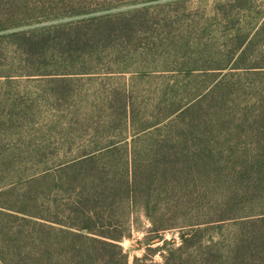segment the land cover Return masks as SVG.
Listing matches in <instances>:
<instances>
[{"label":"trees","instance_id":"16d2710c","mask_svg":"<svg viewBox=\"0 0 264 264\" xmlns=\"http://www.w3.org/2000/svg\"><path fill=\"white\" fill-rule=\"evenodd\" d=\"M129 1L0 0V30L85 14L0 33V67L36 62L51 68L27 74L54 77L166 70L212 76L194 95L193 130L160 126L169 112L143 127L129 119L130 133L120 140L60 164L77 170V191L54 206L55 214L36 216L35 264H129L121 241L132 238L137 209L149 225L134 241L142 250L131 264H264V0H211L201 10H180L186 0H177L91 14ZM188 133L193 150L171 165V179L164 162L128 156V134L131 141L149 135L157 156ZM116 152L127 157L112 159ZM214 227L225 229L217 240Z\"/></svg>","mask_w":264,"mask_h":264},{"label":"rangeland","instance_id":"374dc122","mask_svg":"<svg viewBox=\"0 0 264 264\" xmlns=\"http://www.w3.org/2000/svg\"><path fill=\"white\" fill-rule=\"evenodd\" d=\"M170 1L177 0H135L91 14ZM190 1L186 0L177 7L186 10L192 6L193 10L197 7L201 10L202 6L209 8L212 4L211 0ZM261 9H264V4ZM35 14L38 13L35 11ZM82 15L85 14L12 25L0 33ZM49 68L36 62L35 67L30 68L25 61L0 67L3 70L0 73V210H3L0 211V264H35L36 216L40 213L55 214L57 207L54 206L63 203L66 195L72 196V191H77V170L73 167L59 170L62 162L120 140L127 130L129 132V119L134 126L143 127L147 121L161 119L169 112L160 126L180 131L186 128L193 130L198 122L194 95L212 81L208 74H186L178 70L153 71L152 74L134 77L131 72L71 77L27 74ZM210 99V113L218 111L215 98L211 96ZM206 135L210 139L214 136L212 122L207 124ZM131 136L128 134L126 138L129 140L128 156H134L135 161L141 164L147 160L164 162L170 166L166 175L168 179L174 175L171 165L180 166L194 146L193 135L188 133L183 142L181 139L178 143L169 142L166 152L154 156L149 135L134 141H131ZM126 157L116 152L112 159L120 161ZM4 210L18 217L8 215ZM132 225V238L124 237L121 241L129 251V264L133 254H140L142 250L134 248V241L142 236L149 223L137 209L133 213ZM224 230L212 228L214 240L219 239ZM164 236L170 237L171 232L165 231Z\"/></svg>","mask_w":264,"mask_h":264}]
</instances>
